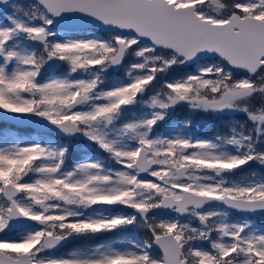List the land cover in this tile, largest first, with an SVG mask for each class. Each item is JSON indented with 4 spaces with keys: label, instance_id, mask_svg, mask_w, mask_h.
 Segmentation results:
<instances>
[{
    "label": "snow or ice",
    "instance_id": "obj_1",
    "mask_svg": "<svg viewBox=\"0 0 264 264\" xmlns=\"http://www.w3.org/2000/svg\"><path fill=\"white\" fill-rule=\"evenodd\" d=\"M0 264H264V0H0Z\"/></svg>",
    "mask_w": 264,
    "mask_h": 264
},
{
    "label": "trees",
    "instance_id": "obj_2",
    "mask_svg": "<svg viewBox=\"0 0 264 264\" xmlns=\"http://www.w3.org/2000/svg\"><path fill=\"white\" fill-rule=\"evenodd\" d=\"M225 123V121L223 119L221 120H217V121H209L207 124L212 126V130L215 131L217 129L219 130H223L222 125ZM63 250H67V249H63Z\"/></svg>",
    "mask_w": 264,
    "mask_h": 264
},
{
    "label": "flooded vegetation",
    "instance_id": "obj_3",
    "mask_svg": "<svg viewBox=\"0 0 264 264\" xmlns=\"http://www.w3.org/2000/svg\"><path fill=\"white\" fill-rule=\"evenodd\" d=\"M211 121V120H210ZM209 121H204V123H208ZM61 251H63V249L61 250Z\"/></svg>",
    "mask_w": 264,
    "mask_h": 264
},
{
    "label": "rangeland",
    "instance_id": "obj_4",
    "mask_svg": "<svg viewBox=\"0 0 264 264\" xmlns=\"http://www.w3.org/2000/svg\"><path fill=\"white\" fill-rule=\"evenodd\" d=\"M63 251H65V250H63Z\"/></svg>",
    "mask_w": 264,
    "mask_h": 264
}]
</instances>
